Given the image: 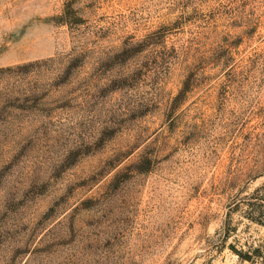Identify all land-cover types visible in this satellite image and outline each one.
Returning <instances> with one entry per match:
<instances>
[{"label": "rangeland", "instance_id": "1", "mask_svg": "<svg viewBox=\"0 0 264 264\" xmlns=\"http://www.w3.org/2000/svg\"><path fill=\"white\" fill-rule=\"evenodd\" d=\"M260 214L264 0H0V264H264Z\"/></svg>", "mask_w": 264, "mask_h": 264}, {"label": "trees", "instance_id": "2", "mask_svg": "<svg viewBox=\"0 0 264 264\" xmlns=\"http://www.w3.org/2000/svg\"><path fill=\"white\" fill-rule=\"evenodd\" d=\"M257 198H258V196H255V197H254V201H256ZM250 205H251V206H254V209H253V208L250 209L248 214L253 215L254 212H255V202H251ZM262 215H263V214H260V217H259L258 221H264V217H263ZM240 253H241V255H242L243 257L250 258V256H249L248 254H243L242 252H240Z\"/></svg>", "mask_w": 264, "mask_h": 264}]
</instances>
